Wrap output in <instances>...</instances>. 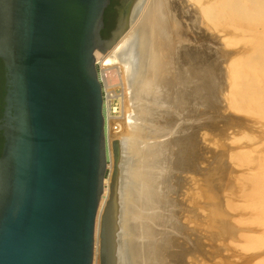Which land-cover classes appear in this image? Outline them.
Listing matches in <instances>:
<instances>
[{
	"label": "water",
	"instance_id": "obj_1",
	"mask_svg": "<svg viewBox=\"0 0 264 264\" xmlns=\"http://www.w3.org/2000/svg\"><path fill=\"white\" fill-rule=\"evenodd\" d=\"M142 0H0V264H117L119 93ZM118 169V170H117Z\"/></svg>",
	"mask_w": 264,
	"mask_h": 264
},
{
	"label": "rangeland",
	"instance_id": "obj_2",
	"mask_svg": "<svg viewBox=\"0 0 264 264\" xmlns=\"http://www.w3.org/2000/svg\"><path fill=\"white\" fill-rule=\"evenodd\" d=\"M183 1L189 14L194 12L191 20L194 19L197 28L194 24L190 26L193 33L201 36L203 31L205 34L202 36L205 53L209 55L210 72L213 75L221 72L222 82L211 89L212 96L207 90L206 94L201 92V96H191L190 100L186 96L196 84L186 70L192 63L187 56L184 58L187 63L179 60L176 69L184 72H181L185 74L183 77L192 80V84H187L188 88L178 85L181 88L177 90H181L177 93L182 96L178 94L171 103L174 106L170 105L171 109L166 112L170 120H177H171L174 127L170 120L168 127L165 121L168 117L163 116L160 117L164 119L156 118L152 123V126L164 124L169 128L164 126L165 136L161 142L173 149L176 146L178 152L184 148L179 152L181 155L172 153L176 149L169 151L173 155L165 154L167 166H170L163 175L166 184L163 191H166V200L172 202L170 205L176 204L175 209L169 207L168 211L178 216L172 215L173 223L168 224L166 237L170 239H166L169 241L166 244L169 245L163 250L167 256L162 259L165 264H264V0ZM204 4L208 5L206 9H203ZM187 10L183 9L184 17L189 15ZM188 45L194 46L191 42ZM201 48L198 45V49ZM186 91L189 94L183 93ZM122 94L124 117L118 129L119 176L121 166L126 167L122 150L128 144L129 135L125 86L119 93V100ZM169 139L174 140L173 143ZM185 140H190L191 145H185ZM186 149L191 150L190 153ZM175 159L183 165L176 164ZM171 162H175L174 165ZM173 175L176 179H171ZM174 186L176 190H172ZM167 195L175 198L168 200Z\"/></svg>",
	"mask_w": 264,
	"mask_h": 264
},
{
	"label": "bare ground",
	"instance_id": "obj_3",
	"mask_svg": "<svg viewBox=\"0 0 264 264\" xmlns=\"http://www.w3.org/2000/svg\"><path fill=\"white\" fill-rule=\"evenodd\" d=\"M206 6L208 5L204 4L203 9ZM183 7L185 10L188 9L183 0H142V3L136 4L134 7L131 21V45L128 47V69L124 85L129 112V115H127L129 135H127L128 147L126 146L122 150V161L125 162L126 167L121 166L120 184L118 186L117 264H165L162 256H167V254H164L163 250H166V246L169 245L166 244L169 242L166 240L169 237L168 235L166 237V234L169 230L168 224L173 223V214L171 215L172 211H168V208H174L176 204L171 206L172 202L166 200V191H163L165 190L163 186L166 185L164 184L163 175L168 172V166H170L169 164L167 166L168 159L165 154L173 147L166 145L163 141L161 142L162 136H165L166 128L164 126L167 127V125L163 124L162 126L160 122L163 123V121L158 122L161 125L160 127L152 126V123L156 118L168 117L165 121L169 127L168 120H170V117L166 112L171 109V106H174L171 103L176 100L177 96H182V94L177 93L181 90H177L181 88L178 85H183L182 88H188V85L191 86L192 84L190 82L195 80L196 85H193L191 92L188 91L190 94L187 91L183 92L188 93L189 95L186 97L191 100V96L198 98L201 96V92L206 94L207 90L208 92L211 91L214 86L217 88L222 82L219 75L221 72L214 73L215 75L210 72L209 55L205 53V40L202 36L205 34L202 31L201 36L203 38H201L199 34L193 33L190 28L194 24V19L191 20L194 12L189 14L188 9L186 14L189 15L184 17L185 15H182ZM184 20L190 22V24L185 23ZM194 27L197 28L195 24ZM189 42L193 43L194 46L190 47ZM198 45L203 48V52H199L202 48L198 49ZM186 56L188 61L190 60V63H192L190 64L191 68L187 70L184 68L188 73V77L192 79L191 81L187 80V77H183L185 74L182 73L184 72L176 69V65L180 63L179 60L184 59ZM184 60L186 62L187 59ZM212 92H210L211 96ZM207 100H209L208 97ZM171 120L170 125L173 122ZM172 127H174V123ZM167 133L169 132L167 131ZM169 141L172 140L169 139ZM165 142H167V139ZM188 142L190 140H185L186 144H184L187 145ZM174 149H176V152L172 153H177L176 146ZM179 149L181 148L179 147ZM183 150L184 148L181 151L183 152ZM190 151L187 153H190ZM172 153L169 155H173ZM182 155L184 154L182 153ZM175 161H177L176 164L181 163L183 165L180 160L178 162L175 159ZM173 163L175 162H171V164ZM175 177L177 176L173 175L171 179ZM172 190H176V188ZM173 193L175 194L174 191ZM170 195H172V191ZM168 196L169 200L171 196ZM172 197L171 199L175 198ZM185 233L183 234L185 235ZM184 241L186 243V240ZM165 261L167 260L165 259Z\"/></svg>",
	"mask_w": 264,
	"mask_h": 264
},
{
	"label": "trees",
	"instance_id": "obj_4",
	"mask_svg": "<svg viewBox=\"0 0 264 264\" xmlns=\"http://www.w3.org/2000/svg\"><path fill=\"white\" fill-rule=\"evenodd\" d=\"M115 2H111L107 9L105 10L104 13V28L101 32V35L103 38H107L109 36V32L113 29L114 27V16L115 13L113 11L112 6L114 5ZM3 79L0 77V112L2 111V106H3Z\"/></svg>",
	"mask_w": 264,
	"mask_h": 264
},
{
	"label": "flooded vegetation",
	"instance_id": "obj_5",
	"mask_svg": "<svg viewBox=\"0 0 264 264\" xmlns=\"http://www.w3.org/2000/svg\"><path fill=\"white\" fill-rule=\"evenodd\" d=\"M115 2L114 5L112 6L113 8V11L115 13V16H114V24H115V19H116V15H117V7L120 5V1L121 0H110V3L111 2ZM114 28V27H113ZM110 33V32H109ZM0 77L1 79H3V86H4V69H3V65H2V62L0 61ZM2 112V111H1ZM1 112H0V118H1ZM2 144H3V139L0 135V152H1V147H2Z\"/></svg>",
	"mask_w": 264,
	"mask_h": 264
},
{
	"label": "built area",
	"instance_id": "obj_6",
	"mask_svg": "<svg viewBox=\"0 0 264 264\" xmlns=\"http://www.w3.org/2000/svg\"><path fill=\"white\" fill-rule=\"evenodd\" d=\"M124 97V94H122V98L119 100V116H118V129H120L121 128V126H120V123H121V121H123V117H124V115H123V113H122V105L124 106V104L122 103V99H124L123 98ZM124 108V107H123ZM121 109V110H120Z\"/></svg>",
	"mask_w": 264,
	"mask_h": 264
}]
</instances>
